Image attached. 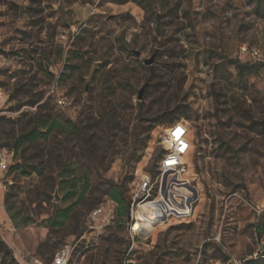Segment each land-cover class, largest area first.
<instances>
[{
    "label": "rangeland",
    "instance_id": "374dc122",
    "mask_svg": "<svg viewBox=\"0 0 264 264\" xmlns=\"http://www.w3.org/2000/svg\"><path fill=\"white\" fill-rule=\"evenodd\" d=\"M0 37V241L14 264L65 248L69 264H264V66L242 77L235 65L264 63V0H0ZM178 115L201 200L131 249L107 193L129 201L142 170L157 174V128ZM43 121L46 136L16 154L10 134Z\"/></svg>",
    "mask_w": 264,
    "mask_h": 264
},
{
    "label": "built area",
    "instance_id": "2783aa9c",
    "mask_svg": "<svg viewBox=\"0 0 264 264\" xmlns=\"http://www.w3.org/2000/svg\"><path fill=\"white\" fill-rule=\"evenodd\" d=\"M1 44L0 37V46ZM242 51L246 52V47ZM6 101V93L0 87V120ZM157 136L163 153L157 174L152 177L149 171L142 170L138 174L131 197L126 223L131 249L138 241L151 236H142L147 223L157 224V230L174 222L189 220L201 200V180L194 163L195 138L189 125L181 121L172 126H160L157 128ZM9 171V160L0 147V197L10 189ZM258 212H264V204L258 207ZM70 256L69 248L62 249L52 264H69Z\"/></svg>",
    "mask_w": 264,
    "mask_h": 264
},
{
    "label": "trees",
    "instance_id": "16d2710c",
    "mask_svg": "<svg viewBox=\"0 0 264 264\" xmlns=\"http://www.w3.org/2000/svg\"><path fill=\"white\" fill-rule=\"evenodd\" d=\"M235 65H236V70L238 71V74L242 77L247 76V75H253L259 72L260 68L264 66V63H241L240 61H235ZM179 119V115L178 117H172L169 121L167 125L165 126H172L175 125L179 122H181L182 120H178ZM4 119L0 120V123L3 122ZM48 122L47 121H43L38 129H33L32 131L18 137V139H15L13 137V134H10V139H14V144H13V148H14V152H16V154L18 153L19 149L21 147H23L24 144L27 143H33L41 138H44L46 135L44 133V130L46 129ZM1 147V146H0ZM197 148V145H196ZM196 155H197V151L195 152V159H196ZM195 166L197 168L196 162H195ZM10 172V171H9ZM76 186L73 185L72 188L74 189ZM108 197L114 201L117 205L120 206L121 211H123L127 218H126V223L128 220V214H129V209H130V203H131V199L129 201H127L124 193L117 189V190H112V191H108L107 193ZM58 214L60 215L59 218L65 220L67 218L68 211L66 213H62L60 211L55 212V218L57 219ZM54 224H62L61 220L58 219V221ZM151 224V223H149ZM148 224V225H149ZM147 225V230L144 234H148L151 231V227L149 228ZM154 225V224H152ZM263 226L264 224L258 229L260 233L263 234V232L261 230H263ZM262 236V235H261ZM0 252L3 254L2 258H1V264H5L6 263V258L9 256L11 258V262L10 264H14L15 260L13 258V256L11 255V252L8 250V248L6 247V245L0 241ZM255 263L259 264V261H256Z\"/></svg>",
    "mask_w": 264,
    "mask_h": 264
},
{
    "label": "water",
    "instance_id": "95a60500",
    "mask_svg": "<svg viewBox=\"0 0 264 264\" xmlns=\"http://www.w3.org/2000/svg\"><path fill=\"white\" fill-rule=\"evenodd\" d=\"M137 56H139V53H136ZM155 62V57L153 56L151 59L145 61L146 66H151ZM147 88V85H145L138 93V99L142 100L144 96V92Z\"/></svg>",
    "mask_w": 264,
    "mask_h": 264
},
{
    "label": "crops",
    "instance_id": "0c3cea01",
    "mask_svg": "<svg viewBox=\"0 0 264 264\" xmlns=\"http://www.w3.org/2000/svg\"><path fill=\"white\" fill-rule=\"evenodd\" d=\"M264 224V223H263ZM263 228H264V226H263ZM153 228H151V230H152ZM148 235V234H147ZM146 236V234H143V237H145ZM261 246H263V248H264V233H263V235H262V237H261Z\"/></svg>",
    "mask_w": 264,
    "mask_h": 264
},
{
    "label": "bare ground",
    "instance_id": "6f19581e",
    "mask_svg": "<svg viewBox=\"0 0 264 264\" xmlns=\"http://www.w3.org/2000/svg\"><path fill=\"white\" fill-rule=\"evenodd\" d=\"M148 224H149V223H147L146 226H145V227H146V228H145V232H146V230H147V225H148ZM145 232H144V233H145ZM144 233H143V234H144ZM143 234H142V236H143Z\"/></svg>",
    "mask_w": 264,
    "mask_h": 264
}]
</instances>
